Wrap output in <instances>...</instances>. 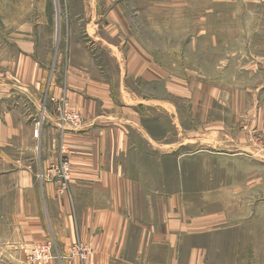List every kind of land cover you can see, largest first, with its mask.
<instances>
[{
  "label": "crops",
  "instance_id": "crops-1",
  "mask_svg": "<svg viewBox=\"0 0 264 264\" xmlns=\"http://www.w3.org/2000/svg\"><path fill=\"white\" fill-rule=\"evenodd\" d=\"M49 14L46 0H0V264H25V249L47 241L55 257L46 264H256L240 241L255 204L214 183L206 159L250 156V134L235 118L213 119L207 88L174 72L169 96L154 94L160 63L130 39L97 36L99 22L88 28L109 63L57 53L49 71L56 50L40 33ZM62 101L78 125H61ZM61 151L70 163L62 191L52 170ZM77 243L83 259L70 255Z\"/></svg>",
  "mask_w": 264,
  "mask_h": 264
},
{
  "label": "rangeland",
  "instance_id": "rangeland-1",
  "mask_svg": "<svg viewBox=\"0 0 264 264\" xmlns=\"http://www.w3.org/2000/svg\"><path fill=\"white\" fill-rule=\"evenodd\" d=\"M94 1L46 0L48 27L40 33L44 46L56 50L49 71L58 66L57 53L79 59L91 54L109 63L106 45L95 44L93 26L88 28L94 21L99 22L97 36L124 46L130 39L160 63L164 75L158 88H143L148 95L152 87L159 97L169 96V71L193 88L206 87L215 102L210 116L237 119L255 149L236 160L206 159L215 171L209 173L214 183L230 182L255 204V225L250 224L248 236L241 231L240 241L254 249L256 264H264V0H96V14ZM111 10H117V18L107 16ZM114 22L116 28L109 29ZM180 94L174 95L176 102L184 101ZM159 117L163 125L164 115Z\"/></svg>",
  "mask_w": 264,
  "mask_h": 264
},
{
  "label": "built area",
  "instance_id": "built-area-1",
  "mask_svg": "<svg viewBox=\"0 0 264 264\" xmlns=\"http://www.w3.org/2000/svg\"><path fill=\"white\" fill-rule=\"evenodd\" d=\"M59 120L61 125H78L82 120L80 115L71 110L69 106L62 101ZM60 178V190L67 189L70 180V163L68 158L61 151L58 164L52 168ZM70 255H76L83 259L88 254V249L82 244H74L70 247ZM53 244L51 241L44 243H35L25 249V264H46L53 259Z\"/></svg>",
  "mask_w": 264,
  "mask_h": 264
}]
</instances>
